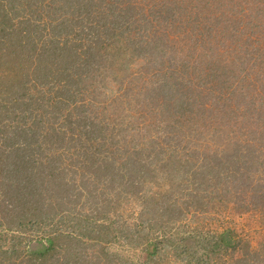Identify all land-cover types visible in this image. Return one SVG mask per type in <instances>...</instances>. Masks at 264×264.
Listing matches in <instances>:
<instances>
[{"label":"trees","instance_id":"1","mask_svg":"<svg viewBox=\"0 0 264 264\" xmlns=\"http://www.w3.org/2000/svg\"><path fill=\"white\" fill-rule=\"evenodd\" d=\"M60 1L71 11L53 24L60 9L52 7L54 0H0V264H264V250L257 245L236 233L239 245L231 238V230L212 231L218 228L200 220L196 209L200 189L180 184L174 188L169 180L164 182L148 164L149 155L138 150V143L118 155L108 149L115 142L105 144L110 135L113 139V128L104 121L100 100L121 91V84L117 91L112 89L111 83L119 79L115 72L105 73L106 62L111 67L118 62L123 69L136 57L143 64L148 59L151 63L146 48L158 40L160 55L166 37L198 20V10L193 14L188 10L192 1L207 6L208 0L206 4L159 0L154 13L157 22L171 20L176 29L168 22L161 28L156 24L155 32L152 24L141 27L150 23L152 0ZM36 5L48 7L44 13L49 22L39 20ZM187 14L188 22L182 23ZM222 63L221 58L216 61L217 71L226 70L230 80L233 63ZM181 68H188L187 61ZM155 70L153 87L141 85L136 97L146 103L145 113L160 114L171 126L169 134H189L200 126L225 132L223 116L211 118L214 109L199 105L196 89L180 82L178 63ZM213 74L220 79L217 72ZM125 87V93L117 94L120 107L131 102L126 96L131 85ZM162 89L163 94H158ZM260 124L264 125L262 117ZM261 131L254 134L252 144L250 140L231 142L242 165L255 148L264 151V127ZM75 136L78 144L69 145ZM102 150L107 153L100 157ZM67 152L83 158V165L78 160L82 168L90 165L86 177H67L63 164L69 162ZM232 161L229 151L222 149L217 159L205 165L207 175L219 184L222 181L225 196L230 181L242 191L249 187L236 171L224 174ZM205 173L197 179H206ZM192 178H196L193 173ZM183 179L177 181L183 183ZM95 185L104 189L97 190ZM252 192L256 201H264V188L253 187ZM135 209L140 212L135 214ZM220 238L227 243L215 247ZM229 248L237 252L234 260H216Z\"/></svg>","mask_w":264,"mask_h":264},{"label":"rangeland","instance_id":"2","mask_svg":"<svg viewBox=\"0 0 264 264\" xmlns=\"http://www.w3.org/2000/svg\"><path fill=\"white\" fill-rule=\"evenodd\" d=\"M158 2L159 0L151 1L153 7L152 10H149L150 23H144L141 26L142 29L152 24L155 32L156 27L154 26L156 24H159V28L163 23L170 22L172 24L171 20L163 23L157 22L158 19L154 13H156ZM202 2L206 4V0H202ZM36 6L39 8V5ZM148 6L150 7V5ZM48 7L46 8L48 9ZM52 7L60 8L54 14L56 20L53 21V24L58 21L57 19L62 20L71 11L66 5H61L60 0H54ZM46 8H39V20L41 22H49L50 20L44 13ZM190 9L192 14L198 10V20L193 21V23L188 22L189 14H187V17L182 18V23L183 20L188 22L189 28L182 25L180 31L174 28L172 24V29H176L177 32L164 39L163 52L160 55L158 54V40H154L146 48V52L151 55L152 64L149 59L143 64L136 57L125 69L118 62L114 63V67L108 65L110 61H107L104 65L108 69V72H105L106 74L115 72L118 76L119 80L116 83H111L114 84L112 89L117 91L121 84V91H117L116 95L113 97L107 95L100 100V105L104 108L102 111V115L105 117L104 121L111 129L113 128V139L111 140L110 135V142L108 141L105 144L109 145V143L115 142L116 146H108L110 147L108 149L113 154L118 155L125 148H130L132 144L138 143V150L143 155H149L148 164L154 166L158 174L160 172V177L164 182L168 183L169 180L174 188L177 184H180L181 187L183 185H188V187L194 185L198 190H201V198L196 200V209L200 210L198 217L202 221L211 223L210 225L214 226L213 229L218 228L212 231L231 230V238L237 240L239 245L242 242L236 236V233L243 240H248L251 245H257L259 249L264 250V201H256L257 198L254 197L255 194L252 192L253 187L264 188V166L261 163V161L264 162V151L259 150L258 152L255 148V150L249 152L248 159L246 157L242 165L241 161L236 160L237 153L232 150L234 145L231 143L235 140H244V142L250 140L249 142L252 144L254 134H261V129L264 127L263 124H260L261 117L264 118V0H208L207 6L192 1V6L188 10ZM29 10L33 12L34 9ZM29 14L27 13V15ZM190 24L193 25L192 30H190ZM83 29L85 30V27ZM224 29L225 32H223ZM134 33L135 31L132 32V34ZM229 34H231L230 39ZM227 48H231L232 52L226 51ZM174 56L178 58L176 61L172 60V58L175 59ZM192 56L194 59L189 60ZM123 58L121 57L118 60ZM219 58L223 59L224 63L222 64L233 63L231 66L233 70L231 82L226 78V70L217 71L219 69L216 61ZM185 60L188 68H183L182 71L181 67L185 64ZM124 63L125 59L123 65ZM177 63L181 70L180 82H185V84L196 89L199 105L214 109L210 115L211 118L219 120L220 116H223L225 132L213 131L210 127L205 129L200 126L198 130H193L189 134H176L174 132V134H169L168 131L171 126L168 127L166 121L163 122L160 119V114L155 115L152 114L153 112H149L151 113L149 114L145 113L147 111H143L142 107L146 108V103L136 100L141 85L150 89L153 87L151 82L157 78L154 75L155 69L162 68V66L169 69ZM113 68L116 70H111ZM193 69L195 70L194 75L191 74ZM216 72L220 79L214 76L213 73ZM168 73L169 71L167 75ZM126 77L130 79H126ZM220 80H223V82H220ZM165 81H163L162 87L165 86ZM157 84L155 82V86ZM126 85H131L132 91L130 92V89L126 93L128 100H131V102H125L120 107L117 94L125 93ZM241 87L242 89H240ZM163 92L164 89L157 93L163 94ZM249 104L251 106L244 108ZM217 111H220L221 114L216 113ZM57 124L62 129L66 127L61 119H58ZM144 124H147L146 128L149 129H145ZM223 134L226 135L227 139L229 137V143H225L227 139ZM81 139L83 141L84 137L81 136ZM72 141L74 144H78L76 136L72 138L69 145ZM257 146L259 147L258 144ZM222 149H227L229 156L234 159L232 163H229L230 169L226 168L224 174H230L234 171H236V174H241L240 178H243L244 182L246 180V185L249 184L248 190L244 188L242 191L230 181L229 195L225 196L222 191L224 189L222 181L219 184V182L213 180L210 174L205 173V165L208 166L212 160L217 159ZM91 151H93V148L92 150L89 149L87 154L89 155ZM103 151L100 152V157L107 153L106 151L103 153ZM156 154H158V159L155 157ZM66 155L69 157V162L63 164L67 177H75L76 179L86 177V170L90 168V165L86 164L87 167L82 168L83 158L71 157L68 152ZM78 160H82V165ZM202 172L206 174V179L199 181L197 176ZM192 173L196 176L195 179L192 178ZM177 179L186 181L182 180V183ZM193 181L194 183L191 184ZM235 182L238 183L239 180ZM94 188L97 190L104 189L96 185ZM218 197H220V200ZM222 197L223 200L225 197H229V199L222 201ZM138 212L140 211L135 209V214ZM215 219H217V223ZM217 243L215 247L220 248L227 241L220 238ZM236 256L237 252H233L229 248V253L221 252L215 258L227 262V259L232 261Z\"/></svg>","mask_w":264,"mask_h":264}]
</instances>
